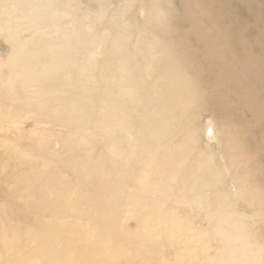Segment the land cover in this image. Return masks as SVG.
Returning <instances> with one entry per match:
<instances>
[{
	"label": "rangeland",
	"instance_id": "374dc122",
	"mask_svg": "<svg viewBox=\"0 0 264 264\" xmlns=\"http://www.w3.org/2000/svg\"><path fill=\"white\" fill-rule=\"evenodd\" d=\"M185 1L0 0V264H264V161L225 158L248 110L200 86L216 57L177 44ZM203 1L213 41L264 77L259 11Z\"/></svg>",
	"mask_w": 264,
	"mask_h": 264
},
{
	"label": "bare ground",
	"instance_id": "6f19581e",
	"mask_svg": "<svg viewBox=\"0 0 264 264\" xmlns=\"http://www.w3.org/2000/svg\"><path fill=\"white\" fill-rule=\"evenodd\" d=\"M239 1L243 5H245V7L247 9H249V11L252 13L256 10L259 11L258 13L256 11V14L253 17V20H254L255 27L261 31L262 35L260 36V38L264 42V11H262V9L260 7L256 8V4H254V0H239ZM171 3H172V1H171ZM204 4H205V2L203 0H201L200 3L196 7L194 5H192L189 0H186L183 4H181L180 14L182 12L184 20H186L184 15H186V17L189 16L187 19L191 20L192 24L191 25L189 24L190 26L188 28V31H184V29L182 30V28L178 27V25L180 24L179 21H181V18H179L178 21L175 22V27L171 30L172 31L171 33L177 32V34L179 36V40H178L177 44H180V45H186V42H188L189 44L193 43V41L195 40L193 34H196L199 42L204 47V51L207 52L206 57L208 59H211L212 57H216V64H212L213 71L211 72V75H213V76H204V77L198 76V80H199V78H202V82L199 81L200 86L207 90V89H211L213 86L217 85L218 91L216 93L218 94V97L223 99V96H225L223 91L226 90L228 94H230L233 97H235L236 99H238V101L243 102L244 105L246 106V109L248 110V115L242 116L238 112H237V115H234V118H235L234 123H233L234 127L232 129V134H228V137H229V140L231 142V146H232L231 149L234 151L233 156H234L235 160L232 159L231 156H228V153L224 148L223 152H224L226 160L228 162L232 163V162L236 161L237 157L239 159H241L239 153H241L243 157L244 156L252 157L253 152H255V154L259 155V157L261 158V161H264V77L263 76H248V75H246L244 72H247V71L245 69H243L241 66L236 65L234 63V61L231 60L230 51L227 48H224L221 45V43L218 42L217 40H216V42L213 41V39H212L213 33L209 32V31L207 32L204 29L205 26L203 25V23H201V21H202L201 18L196 16V14L198 15V12L201 14L200 8L203 9V7L205 6ZM10 7H12V6H10ZM12 13H13V11H12ZM161 16H160V19H161ZM11 24H12V22H11ZM173 43H175V42H173ZM196 43H198V42L196 41ZM146 49H148V48H146ZM190 51L191 50H189L188 53ZM202 57L204 58L205 56H202ZM184 80H185V78H184ZM205 91L200 94V99H199L200 104L204 103V101L202 102V99H205V98L211 99L208 95L204 94ZM157 92H158V89H157ZM165 94L166 93L163 90H159V92H158L159 97H164ZM228 94H226V95L228 96ZM79 96H80V94H79ZM205 101H206V103H205L206 108L210 109L212 111V113H214L216 115H217V113L223 115L220 105H213L212 104V102L215 103V101L213 99H211L212 102L209 100L208 101L205 100ZM163 104L166 106V104H167L166 101H163ZM228 107H229V105H228ZM161 115H165V114L162 113ZM24 116H25V114H24ZM239 117L242 118L241 121L237 119ZM219 118H221V117H219ZM4 123H6V122H4ZM4 126H5V124H4ZM257 130H259V133L257 132ZM256 133H258V134L255 135ZM185 137H186V135H184L183 138H185ZM174 138H177V136L176 135L171 136L169 139H174ZM183 138H181V139H183ZM167 142H170V141H167ZM198 159H199V157H198ZM63 160L61 159V161H63ZM18 162H19V160H18ZM252 162L256 163L262 169V173L264 175V170H263L264 163H262L260 161L257 162L256 159L254 160V158H253ZM101 165L103 166V164H101ZM80 166H81V164H80ZM262 166H263V168H262ZM111 169H113V168H111ZM134 195H135V193H134ZM129 202H131V201H129ZM116 223H117V221H116Z\"/></svg>",
	"mask_w": 264,
	"mask_h": 264
}]
</instances>
